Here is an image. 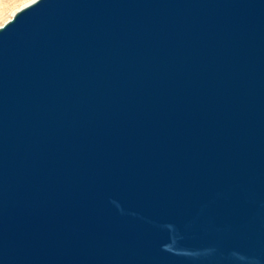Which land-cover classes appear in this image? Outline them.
<instances>
[{
    "label": "water",
    "instance_id": "water-1",
    "mask_svg": "<svg viewBox=\"0 0 264 264\" xmlns=\"http://www.w3.org/2000/svg\"><path fill=\"white\" fill-rule=\"evenodd\" d=\"M0 264H264V0L0 26Z\"/></svg>",
    "mask_w": 264,
    "mask_h": 264
},
{
    "label": "rangeland",
    "instance_id": "rangeland-1",
    "mask_svg": "<svg viewBox=\"0 0 264 264\" xmlns=\"http://www.w3.org/2000/svg\"><path fill=\"white\" fill-rule=\"evenodd\" d=\"M3 1V5L1 6L0 10H9V9H20L21 7H23L25 1L27 0H2ZM11 10V11H12ZM8 12L7 16L3 19L0 20V26H2L5 22H7V19L11 16L12 12Z\"/></svg>",
    "mask_w": 264,
    "mask_h": 264
},
{
    "label": "bare ground",
    "instance_id": "bare-ground-1",
    "mask_svg": "<svg viewBox=\"0 0 264 264\" xmlns=\"http://www.w3.org/2000/svg\"><path fill=\"white\" fill-rule=\"evenodd\" d=\"M34 1H36V0H27V1H25L23 7H25V6H27V5L31 4V3H33ZM3 4H4L3 1L0 0V8H1V6H2ZM23 7H21L20 9H22ZM20 9L14 8L13 10H12V9L5 10V11H4V10H0V20L3 19V18H5V17L7 16V13L10 12V11L12 10V11H11V12H12L11 16L7 19V21H9V20L13 17V15H14L17 11H19ZM5 23H6V22H5ZM5 23H4V24H5Z\"/></svg>",
    "mask_w": 264,
    "mask_h": 264
}]
</instances>
